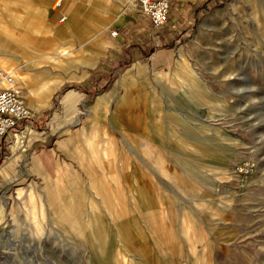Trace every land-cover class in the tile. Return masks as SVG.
Listing matches in <instances>:
<instances>
[{
  "label": "rangeland",
  "instance_id": "1",
  "mask_svg": "<svg viewBox=\"0 0 264 264\" xmlns=\"http://www.w3.org/2000/svg\"><path fill=\"white\" fill-rule=\"evenodd\" d=\"M46 1L0 0L28 3V38L44 42L17 62L0 50V71L42 95L23 89L32 117L5 136L0 264H264V0H207L157 69L110 61L102 33L131 0H60L45 16ZM51 45L67 55L41 59ZM26 125L38 136L20 156Z\"/></svg>",
  "mask_w": 264,
  "mask_h": 264
},
{
  "label": "crops",
  "instance_id": "2",
  "mask_svg": "<svg viewBox=\"0 0 264 264\" xmlns=\"http://www.w3.org/2000/svg\"><path fill=\"white\" fill-rule=\"evenodd\" d=\"M100 1L101 0H94V5H97ZM206 1L207 0H171L167 22L159 28H152L149 21H147L148 19L140 13L137 4L131 3L132 8L129 11H125L118 22H112L111 29H115L117 34L115 36L110 35L109 37L108 33L110 32H104L106 29H104L102 33L105 44L112 52L110 61L113 59L122 62L135 60L141 63L149 64L151 69H157L168 65L171 57V45L177 37H179V33L193 25L195 20L194 17L197 16V11L202 8ZM67 2L70 3L69 0H67ZM78 8L79 6L77 5V9ZM63 12L64 9H62V13ZM71 15L74 17L73 13ZM78 19L79 16L77 14V20ZM66 30H70L69 23L65 31ZM37 32L38 31L35 30V33ZM48 32L49 27L45 33L48 34ZM42 43L44 42L37 43V49H39V52L43 50V46L41 45ZM59 47L61 46H49V48L52 49L51 52L59 49ZM61 48L62 49L60 51L62 53V57L66 56L67 52H64L65 48ZM18 65L19 64H17V66ZM137 84L139 83L133 84L131 88L133 92L137 91ZM22 88L29 91V89L24 86H22ZM146 88L147 87L145 86V89ZM26 96L27 95H25V101L27 100ZM37 136V132L28 125H26L22 131L15 132L11 143L12 153L19 152L20 156H23L26 146L25 140L29 142ZM7 145V137L4 136L0 139V165L3 164L4 158L7 157ZM46 149L47 148H43L42 150L44 151Z\"/></svg>",
  "mask_w": 264,
  "mask_h": 264
},
{
  "label": "bare ground",
  "instance_id": "3",
  "mask_svg": "<svg viewBox=\"0 0 264 264\" xmlns=\"http://www.w3.org/2000/svg\"><path fill=\"white\" fill-rule=\"evenodd\" d=\"M57 5V1L54 3H52L51 5H48V2H44V5L42 6V9H40V11L43 13V15L46 16V14L48 13L49 7L54 8ZM60 5H61V1H60ZM30 9L28 7V3H23V8L22 10H20V12H23V15H20L18 13V11H14L8 8H2V10L0 11V19L2 23H8V25H10L9 29H5L3 32V36L2 39H0V50L7 52V57L8 59H14V61H20L21 58L20 56L17 57V53H21L24 55H28L30 53H32L29 49H25L22 47V45H25V47L30 48L31 50L34 49L36 51H39V49H37V44L33 43L31 41V39L28 38V35L31 36L33 34H35V29L33 27V25L31 24L30 20H25L28 19L26 18L28 10ZM63 9V8H62ZM62 9L59 10L60 13H62ZM30 11V10H29ZM26 15V16H25ZM25 17V18H24ZM51 17V16H50ZM52 18V17H51ZM59 16L57 17L56 14L53 16L52 20L56 21L59 20ZM12 22V23H10ZM66 25L68 26V22L67 20H65ZM18 29V30H17ZM62 48L59 47V49L54 50L52 53V55L49 56H42L41 59H48L49 62H54V61H60V59L62 58V53L61 50ZM9 54H13V56H8ZM26 59H28L29 61L35 62L34 59L30 58L29 56H25ZM52 60V61H51ZM7 65V62H1V67L5 68V66ZM35 65V63H31V66L33 67ZM7 67V66H6ZM10 68V71L13 75L14 78V85H17L16 79L20 82V84H22V86L26 87L27 89H29L30 91V96L34 99L39 100L40 102L41 99H39V97L41 98V92L39 91H35L34 87L32 86V79L30 78V76L26 75V74H21L18 73L16 70L11 69L10 65L7 67ZM38 101V104L40 105ZM58 184V183H55ZM31 198V197H30ZM29 198V200H30ZM44 201V200H43ZM50 203L48 201H46V203H42L39 206L36 205H31L30 208V212L32 214V220L35 221V219H40L41 222L42 220L45 218V211L48 210L47 208H49ZM65 208V207H64ZM67 210L69 211V207L67 206ZM71 211L72 212L75 208L72 209V207L70 206ZM109 210V209H107ZM36 224H38V222L36 221ZM35 224V225H36ZM40 227V225H39ZM37 227V228H39ZM40 229V228H39Z\"/></svg>",
  "mask_w": 264,
  "mask_h": 264
},
{
  "label": "built area",
  "instance_id": "4",
  "mask_svg": "<svg viewBox=\"0 0 264 264\" xmlns=\"http://www.w3.org/2000/svg\"><path fill=\"white\" fill-rule=\"evenodd\" d=\"M139 6L140 13L146 17L153 28L163 26L168 19L171 0H131ZM60 7V0L57 2ZM66 19L62 15L60 22ZM115 29L110 31L115 36ZM32 117L25 101L22 86L14 85V78L9 71H0V139L9 135L18 122ZM238 172L247 173L248 165L236 167Z\"/></svg>",
  "mask_w": 264,
  "mask_h": 264
}]
</instances>
